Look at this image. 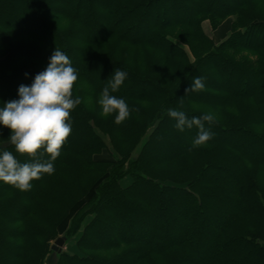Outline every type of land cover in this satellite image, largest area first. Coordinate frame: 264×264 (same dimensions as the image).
I'll return each instance as SVG.
<instances>
[{
    "label": "trees",
    "instance_id": "obj_1",
    "mask_svg": "<svg viewBox=\"0 0 264 264\" xmlns=\"http://www.w3.org/2000/svg\"><path fill=\"white\" fill-rule=\"evenodd\" d=\"M230 17L216 43L204 21ZM56 47L81 103L52 174L29 190L0 181V264H46L51 239L79 232L55 264H264V0H0V106ZM115 68L132 109L120 124L97 103ZM194 76L204 87L187 92ZM170 107L213 113L214 136L192 147L197 129L174 134Z\"/></svg>",
    "mask_w": 264,
    "mask_h": 264
},
{
    "label": "clouds",
    "instance_id": "obj_2",
    "mask_svg": "<svg viewBox=\"0 0 264 264\" xmlns=\"http://www.w3.org/2000/svg\"><path fill=\"white\" fill-rule=\"evenodd\" d=\"M110 77L97 103L101 106L102 116L115 113L114 123L120 124L130 116L132 109L123 97L113 93L124 83L128 72L115 68ZM77 79L78 69L73 66L69 55L56 47L47 66L35 74L31 84L18 86V98L2 103L0 125L10 129V135L7 138L0 136V181L20 190H29L33 186L32 180L54 172V161L72 132L70 112L81 103V97L72 95ZM202 80L203 77L194 76L187 92L202 89ZM166 111L178 131L197 129L192 147L200 146L214 136L205 126V122L211 124L215 121L213 113L189 117L176 108L170 107ZM4 142L14 146L16 153L28 154L32 159L21 162L12 151L2 146ZM45 153L49 155L42 159Z\"/></svg>",
    "mask_w": 264,
    "mask_h": 264
},
{
    "label": "rangeland",
    "instance_id": "obj_3",
    "mask_svg": "<svg viewBox=\"0 0 264 264\" xmlns=\"http://www.w3.org/2000/svg\"><path fill=\"white\" fill-rule=\"evenodd\" d=\"M203 28H204L205 32L208 35H210V33L212 35V33L214 32V30H212V25H211V23H210V21L208 19L204 21ZM188 130L193 131V129H188ZM174 134H180V133H179L178 130H175L174 131ZM105 141L107 142L108 147L111 148L110 142H109V140H108L107 137H105ZM136 153H137V151L134 152L133 157L136 156ZM95 157L96 158L98 157V158L111 159V156L109 155V153H107L106 150H104V153L101 156L99 155V156H95ZM130 181H131V178L128 176V177L124 178L121 182H122V184L124 186H126L127 184L130 183ZM213 210L215 211L214 214L212 216H210V217L208 216L207 220L214 221V220H218L219 219L221 221L222 218H216V217H217L218 214H224L226 210L221 206V204H220V206H219V204H218V206H215V208ZM90 218H91V216L88 217L84 221L83 225H85L90 220ZM160 221H161L160 222L161 225H163V226H169L171 228V224H170V221H169V218L168 217H162ZM66 226H67V223L63 224L62 227L59 229V234L60 235H63ZM80 234H81V232H79L78 234L74 235L72 238H69V240L66 241L64 247L62 248V252H67L69 254L79 253L78 250H77L76 241L79 238ZM53 242H54V240L51 239L49 241V244H53ZM56 259H57L56 252H53V253H51L48 256L47 261H46V264H55Z\"/></svg>",
    "mask_w": 264,
    "mask_h": 264
},
{
    "label": "crops",
    "instance_id": "obj_4",
    "mask_svg": "<svg viewBox=\"0 0 264 264\" xmlns=\"http://www.w3.org/2000/svg\"><path fill=\"white\" fill-rule=\"evenodd\" d=\"M232 21L233 18L230 17L214 30V32L212 33V38L216 43H219L229 35Z\"/></svg>",
    "mask_w": 264,
    "mask_h": 264
},
{
    "label": "water",
    "instance_id": "obj_5",
    "mask_svg": "<svg viewBox=\"0 0 264 264\" xmlns=\"http://www.w3.org/2000/svg\"><path fill=\"white\" fill-rule=\"evenodd\" d=\"M65 242H66V236L57 237L54 243L51 245L52 250L57 253H60Z\"/></svg>",
    "mask_w": 264,
    "mask_h": 264
}]
</instances>
